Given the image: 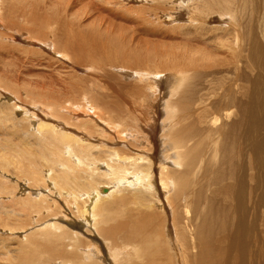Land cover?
<instances>
[{"label": "bare ground", "instance_id": "1", "mask_svg": "<svg viewBox=\"0 0 264 264\" xmlns=\"http://www.w3.org/2000/svg\"><path fill=\"white\" fill-rule=\"evenodd\" d=\"M239 1L233 6L229 0H208V8L214 16H230L236 47L244 38V25L248 52L246 48L235 64L245 63L249 57L254 65L262 61L263 67L248 70L226 61L218 62L219 67L215 61L205 69H213L211 75L219 77H211L207 85L194 90L197 70L208 58L197 61L190 57L184 62L178 57L170 65L162 62L164 67H152L145 61L140 63L145 64L143 67L130 69H139L135 70L143 73L139 81L141 78L150 86L144 84L147 87L143 90L134 86L128 94L130 108L118 103L116 108L105 97L92 95L88 102L96 116L82 118L76 122V129H67L52 117L44 119L43 109V113L38 110L40 114L27 109L22 112L37 115L32 124L41 136L33 150L31 143L29 149L25 141L18 140L9 147L14 155L1 161L9 166L14 160L22 182L31 190L26 197L24 189L18 198L3 201L8 196L3 195L5 187L0 182V210L6 219L29 220L37 217L35 213L50 209L40 187L48 186L46 194L67 190L75 194L69 198L72 202L67 203V210L87 224L72 216L60 220L93 244L78 250L84 244L75 236H57L50 231L28 235L26 243L17 249L16 264H264V16L260 12L263 20L257 25L246 24L244 19L253 18L249 15L253 1ZM204 7L200 15L208 16L209 9ZM199 9L193 6L192 14L195 16ZM17 12L19 9L14 8L13 14ZM76 57L96 62L93 55L82 51ZM134 57L139 63V57ZM165 57L169 61L176 58ZM118 60L122 61L120 57ZM111 62L115 63L113 59ZM127 62L130 67L132 61ZM165 71L174 72L175 81L168 99L161 103L164 118L158 136V126L152 124L155 118L138 115L137 107L148 103L144 92L151 90V84L156 85ZM253 72L257 74L254 77ZM3 100L10 104L15 98ZM5 106L6 102L0 109L4 111ZM4 118L14 122L5 113L0 116V126ZM57 124L64 131L57 132ZM16 125V135L26 138L24 127L18 122ZM13 133L9 129L6 135ZM101 137L107 140L103 142ZM8 145L3 143V147ZM39 166L48 169L47 181L41 177ZM100 177L107 182L92 195L85 199L77 194L87 190L85 179ZM50 219L40 229H54L56 224H49Z\"/></svg>", "mask_w": 264, "mask_h": 264}, {"label": "rangeland", "instance_id": "2", "mask_svg": "<svg viewBox=\"0 0 264 264\" xmlns=\"http://www.w3.org/2000/svg\"><path fill=\"white\" fill-rule=\"evenodd\" d=\"M203 1L205 0H0V105L5 102L7 104V109H0V116L4 117L7 113L14 118V122H6L4 118L3 126H0V182H3L5 187V194H2L8 196L3 201L10 202L13 198H18L24 189L27 193L23 196L26 197L31 190L27 183L22 182L14 160L9 166H4L1 161L2 158L14 155V151L9 147L18 140L25 141L24 145L29 149L31 143L33 150L35 140L41 136L32 124V119L37 115L23 114L26 109L36 114H40L39 109L43 113V109L44 119H47L46 116L52 117L67 129H76V122L82 118L90 120V116L95 115L90 108L93 106L88 102L92 95L105 97L108 102L116 104L115 107L117 103L122 107H131L129 92L132 93L134 86L143 90L149 85L143 83L141 78L139 81L138 77L143 74L136 73L135 70L139 69H130L143 67L145 64L140 66L141 62L149 61L152 67H164L163 63L168 62L170 65V62L177 61L178 57L184 62L190 60V57L197 61L203 57L208 58L205 66L202 65L197 70L198 76L194 77L192 82L193 89L199 90L207 85L206 81L211 77H219L212 76L213 69L208 70L205 67H211L215 61L217 64L221 61L235 64L237 57L243 56L246 48L248 52L249 43L247 46L245 44L248 35L244 25V38H241V43L236 47L229 28L230 16H214L215 13L212 14L211 8H208V0L206 4ZM229 1L233 6L240 3L239 0ZM252 1V9L249 11L253 13L250 12L249 15L252 14L253 18L248 16L244 20L246 24L257 25L263 20L260 17L264 16V0H261L259 5L258 0ZM205 5L209 9L208 16L200 15L205 12ZM193 6L200 8L195 16L191 12ZM14 8H18L19 13L14 15ZM250 45L252 51V43ZM80 51L93 55L96 62L80 61L76 57ZM134 55L139 57V63L134 61L136 57L131 58ZM165 55H173L176 58L169 61ZM119 57L122 61L118 60ZM112 59L115 63L111 62ZM128 60L133 63L130 67V62L124 63ZM258 61L259 63L254 65L248 57L245 63L239 62L235 67H248V70L254 69L255 66L263 67L260 65L262 61ZM222 73L229 77L226 72ZM251 75L254 77L257 74L253 72ZM174 76L172 71L161 73L156 79V85L152 83L151 86L154 87L143 94L145 98H149L148 103L137 107L138 115L146 114L155 118L152 124L158 126V136L164 118L162 104L168 99L175 81ZM253 77L251 79H254ZM12 97L15 98L12 102L14 104L3 100ZM39 118H42L41 115ZM17 122L26 130V138L16 135ZM9 129L14 132L11 136L6 135ZM57 129V132L64 131L60 124H57ZM79 132H83L82 129H79ZM101 138L99 139L103 142L107 140ZM3 143L9 145L3 147ZM65 159L69 157L65 155ZM38 168L43 180L47 181L48 169L42 166ZM87 180V190L77 192L85 199L86 196L92 195L101 183L104 185L107 182L104 177L94 181L85 179L84 182ZM40 189L46 195L47 207L50 209L35 213L37 217H31L29 220L17 217L6 219L0 210V264H16L19 257L17 249L26 243L27 236H38L46 231L57 236H75L84 244L78 247V250L88 249L90 244H93L86 235L69 229L60 220L63 216H72L67 210V203L72 202L69 198L75 197V194L64 190L61 195L57 189L46 194L48 186ZM7 202L6 206L9 204ZM72 217L87 224L81 218ZM48 218H52L48 223L56 224L55 228L40 229ZM85 230L86 233H94L93 229ZM70 249L69 246L67 250Z\"/></svg>", "mask_w": 264, "mask_h": 264}]
</instances>
